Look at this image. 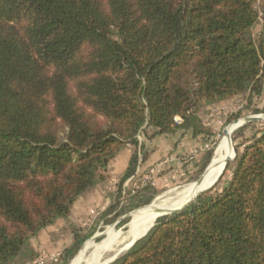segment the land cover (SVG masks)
I'll return each instance as SVG.
<instances>
[{
	"label": "trees",
	"instance_id": "16d2710c",
	"mask_svg": "<svg viewBox=\"0 0 264 264\" xmlns=\"http://www.w3.org/2000/svg\"><path fill=\"white\" fill-rule=\"evenodd\" d=\"M256 2L0 0V264L33 262L31 240L129 144L121 182L135 176L141 133L200 134L202 103L262 95ZM233 162L222 189L158 218L111 264H264V129Z\"/></svg>",
	"mask_w": 264,
	"mask_h": 264
},
{
	"label": "rangeland",
	"instance_id": "374dc122",
	"mask_svg": "<svg viewBox=\"0 0 264 264\" xmlns=\"http://www.w3.org/2000/svg\"><path fill=\"white\" fill-rule=\"evenodd\" d=\"M256 6L260 17L253 28L252 37L258 40L261 34L264 35V0H257ZM197 114L200 116L204 128L203 134H205L198 145L179 153L167 151L165 155L150 159V151L156 146L152 140L154 138V136L152 137L153 130L149 129L147 134L141 133L138 136L139 146L144 144V148L139 154L140 161L135 176L130 177L124 183L121 182L130 157L136 149L135 146L129 144L110 162L99 183L85 192L72 205L70 215L58 222V234L64 244L68 243L69 246L72 245L77 235L85 240L67 264L89 241L93 240V236L103 233L94 240L101 241L109 226L126 232L133 211L148 206L157 197L170 190H179L189 183L196 182L207 168L209 152L215 143H218L211 158L213 160L227 128L246 116H264V89L260 96L251 97L250 93L246 92L224 101L212 104L202 103ZM263 116L259 121L250 122L238 128L236 126L233 130L232 142L237 156L241 155L244 146L264 129ZM206 144L209 145L208 148L205 147ZM144 155H147L145 160H143ZM233 168L234 162L231 161L228 169L216 184V189H222L227 184ZM149 185L152 187L147 193L138 195L137 191L140 188ZM147 199H151V202L144 204L143 202ZM128 214L130 215L128 216ZM64 250L49 252L47 248H42L40 255L29 264H50L51 257L56 254L59 255L58 264H64L62 258Z\"/></svg>",
	"mask_w": 264,
	"mask_h": 264
},
{
	"label": "bare ground",
	"instance_id": "6f19581e",
	"mask_svg": "<svg viewBox=\"0 0 264 264\" xmlns=\"http://www.w3.org/2000/svg\"><path fill=\"white\" fill-rule=\"evenodd\" d=\"M239 123L227 128L215 152L212 161L216 166L209 171L204 178L202 187H208L218 176L223 174L225 159L235 155V148L232 142V132ZM197 189L195 182L189 183L183 188L170 190L166 194L157 197L148 206L136 209L131 214V221L126 232L116 230L109 226L105 237L97 242L89 241L69 264H104L118 258L142 235H144L160 215L172 209H177L186 204L195 194Z\"/></svg>",
	"mask_w": 264,
	"mask_h": 264
},
{
	"label": "crops",
	"instance_id": "0c3cea01",
	"mask_svg": "<svg viewBox=\"0 0 264 264\" xmlns=\"http://www.w3.org/2000/svg\"><path fill=\"white\" fill-rule=\"evenodd\" d=\"M204 136L205 134L203 133L195 134L191 128L157 134L152 139L156 147L150 151L151 155L149 158L160 157L165 155L167 151L179 153L190 150L198 145ZM176 145H178V147H176ZM60 220H63V218L58 219L54 224L41 230L39 234L31 240V247L38 255H40L42 248H47L49 252H57L69 246L68 243L64 244L62 239H60V234H58L57 225Z\"/></svg>",
	"mask_w": 264,
	"mask_h": 264
},
{
	"label": "water",
	"instance_id": "95a60500",
	"mask_svg": "<svg viewBox=\"0 0 264 264\" xmlns=\"http://www.w3.org/2000/svg\"><path fill=\"white\" fill-rule=\"evenodd\" d=\"M262 116L263 115H254V116H246V117H244L241 121H237L236 123H239V125L237 126V128L238 127H242V126H244L245 124H247V123H250V122H255V121H259V120H261L262 119ZM264 117V116H263ZM225 132H227V129L225 130ZM236 151V150H235ZM237 158V153L235 152V155L234 156H228L226 159H225V167H224V172L227 170V166H228V164H229V162H231V161H234L235 159ZM216 166V163L214 162V161H212L211 160V162L209 163V165L207 166V168L205 169V171H204V173H203V175L195 182V187H196V189H197V193L186 203V204H184L183 206H181L180 208H177V209H172V210H169L168 212H165V213H163L162 215H160L158 218H160V217H164V216H167V215H171V214H173V213H176V212H179V211H181V210H183V209H185L186 207H188L189 205H190V203H192L199 195H201L202 193H204V192H206V191H208V190H210L211 188H213L217 183H218V181H219V179L222 177L221 175L220 176H218V178L212 183V184H210L208 187H202V185H203V182H204V178H205V175L209 172V171H211L214 167ZM223 172V173H224ZM130 214H128V216H129ZM155 225V223L154 224H152V226L149 228V230L144 234V235H142L141 237H139L132 245H131V247L129 248V249H131L134 245H135V243L137 242V241H139L140 239H142L144 236H146L147 234H148V232L151 230V228L153 227ZM103 233H99V234H97V235H95V236H93L92 237V239L93 240H96V239H98L101 235H102ZM128 249V250H129ZM127 250V251H128ZM119 258V257H118ZM118 258H116V259H113V260H111V261H108V262H106V263H104V264H111V263H113L115 260H117Z\"/></svg>",
	"mask_w": 264,
	"mask_h": 264
},
{
	"label": "built area",
	"instance_id": "2783aa9c",
	"mask_svg": "<svg viewBox=\"0 0 264 264\" xmlns=\"http://www.w3.org/2000/svg\"><path fill=\"white\" fill-rule=\"evenodd\" d=\"M177 119H180L179 117H177ZM206 148L209 147V145H205ZM59 261V255H54L53 257H51V263L50 264H58Z\"/></svg>",
	"mask_w": 264,
	"mask_h": 264
}]
</instances>
